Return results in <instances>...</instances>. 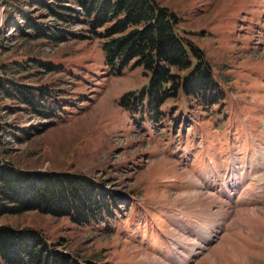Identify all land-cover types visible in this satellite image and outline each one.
I'll list each match as a JSON object with an SVG mask.
<instances>
[{
	"label": "rangeland",
	"instance_id": "rangeland-1",
	"mask_svg": "<svg viewBox=\"0 0 264 264\" xmlns=\"http://www.w3.org/2000/svg\"><path fill=\"white\" fill-rule=\"evenodd\" d=\"M158 2L204 51L223 98L202 107L180 96L151 121L121 106L125 94L148 90L142 67L114 74L97 39L30 40L10 3L40 24L52 19L35 0H0V79L48 84L54 105L65 108L49 126L1 101L2 126L27 130L11 140L10 158L21 169L85 175L121 194L111 215L87 226L38 212L3 216L0 225L39 232L73 264H264V0ZM17 62L33 65L16 75Z\"/></svg>",
	"mask_w": 264,
	"mask_h": 264
},
{
	"label": "trees",
	"instance_id": "trees-1",
	"mask_svg": "<svg viewBox=\"0 0 264 264\" xmlns=\"http://www.w3.org/2000/svg\"><path fill=\"white\" fill-rule=\"evenodd\" d=\"M44 10L49 25L37 22L15 6L24 20L30 40H47L49 44L71 39H97L101 42L106 65L116 75L134 64L151 76L148 90L123 96L121 106L135 118L162 119V107L180 96L199 106H212L222 100V91L215 80L211 64L202 49L178 33L180 18L158 0H35ZM13 9V8H12ZM14 20V17H13ZM85 26L81 34L70 27ZM12 26L19 27L16 23ZM38 63L39 61H30ZM13 74H23L32 65L16 63ZM36 65V64H34ZM55 72L53 65H36ZM29 68V69H28ZM9 70V69H8ZM55 89L48 84L26 85L14 79H0V102L16 101L18 110H27L39 119L54 121L65 108L58 103ZM6 110H11L6 107ZM7 127V126H6ZM9 128L0 123V218L38 212L56 218H67L79 226L102 222L111 215L121 200L95 179L69 172H41L17 167L10 158L11 140H20L18 133L27 130ZM0 264H73L71 258L49 245L35 230L0 225Z\"/></svg>",
	"mask_w": 264,
	"mask_h": 264
},
{
	"label": "bare ground",
	"instance_id": "bare-ground-1",
	"mask_svg": "<svg viewBox=\"0 0 264 264\" xmlns=\"http://www.w3.org/2000/svg\"><path fill=\"white\" fill-rule=\"evenodd\" d=\"M242 211H244V210H242ZM245 212H248V211H245ZM239 213H241V212H239ZM239 213H237L236 215H238ZM248 213H254L253 211L252 212H248ZM252 215V214H251ZM255 216H257V215H255ZM238 217V216H237ZM255 218V217H254ZM241 219V218H240ZM235 250V249H234ZM232 251V250H231ZM230 253V252H229Z\"/></svg>",
	"mask_w": 264,
	"mask_h": 264
}]
</instances>
